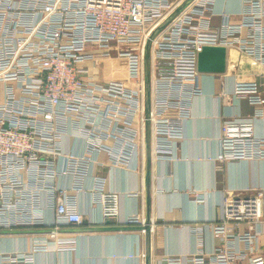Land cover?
Returning <instances> with one entry per match:
<instances>
[{
	"label": "built area",
	"instance_id": "obj_1",
	"mask_svg": "<svg viewBox=\"0 0 264 264\" xmlns=\"http://www.w3.org/2000/svg\"><path fill=\"white\" fill-rule=\"evenodd\" d=\"M185 1L0 0V229H48L59 245L64 224H97L80 209L79 193L92 194L105 223H121L120 193L106 190L101 174L90 187L85 179L93 164L131 169L135 157L145 162L150 39L152 157L168 163L177 158L190 101L203 93L206 72L198 58L205 45L236 47L264 76V0H240L237 21L222 8L217 25V0H189L173 16ZM262 83L235 79L232 91L217 95L257 106L246 117L219 118V167L264 159V134L256 125L264 119ZM70 136L82 143L81 152L65 151ZM68 175L72 186L61 182ZM247 190L227 189L221 216L193 223L196 249L186 257L166 255L160 264H264V186ZM142 222L134 212L123 223ZM205 227L218 240L211 252L203 248ZM31 249L2 255V264H34V253L49 245L37 240Z\"/></svg>",
	"mask_w": 264,
	"mask_h": 264
},
{
	"label": "crops",
	"instance_id": "obj_2",
	"mask_svg": "<svg viewBox=\"0 0 264 264\" xmlns=\"http://www.w3.org/2000/svg\"><path fill=\"white\" fill-rule=\"evenodd\" d=\"M222 8L227 10L231 20L239 19L240 0H217L212 22L215 18L220 24ZM228 52L230 61L224 72L201 75L203 93L190 101V116L184 123V137L177 146V158L168 163L152 157L150 204L146 196L147 157L144 164L135 157L131 169L106 165L98 170L97 164H93L92 173L85 179L90 187L94 174H101L106 180L105 189L120 193L121 223L115 221L114 224H123L132 213L140 212L143 222L138 225L147 223L148 230H84L106 223L101 206L93 202L92 194L79 193L80 209L97 224H64L59 229L58 235L63 238V241L58 240L59 245L48 229L35 226L0 229V264L4 254L30 253L37 240L48 244L49 250L35 252L34 264H160L166 255L186 257L197 247L193 223L220 217L227 189L244 195L249 187H263L264 159H238L225 162L222 167L215 160L219 152L216 137L219 118L246 117L257 107L245 97L223 101L217 95L224 89L232 91L235 79L262 78L261 89L264 90V76H258L246 61L249 58L236 47ZM256 125L258 133L264 134V119H258ZM82 146L73 136L64 140L65 151H77L80 147L81 152ZM58 161L61 167L62 157ZM61 182L72 186L74 178L64 176ZM42 204L43 199L39 202L41 209L46 207ZM50 216L54 217V212L50 211ZM202 238L203 248L209 252L218 243L208 227L204 228Z\"/></svg>",
	"mask_w": 264,
	"mask_h": 264
},
{
	"label": "water",
	"instance_id": "obj_3",
	"mask_svg": "<svg viewBox=\"0 0 264 264\" xmlns=\"http://www.w3.org/2000/svg\"><path fill=\"white\" fill-rule=\"evenodd\" d=\"M189 0H186L180 7L175 11L173 16L184 7ZM156 32L151 36L153 38ZM227 48L222 45H205L199 53L198 58V67L201 72H211V73H222L227 68ZM145 66H146V82H147V121L145 125V145H146V157H147V171H146V196L147 203H151V162H152V129L151 123L149 121V96L150 90L149 85L151 81V39L147 43L146 56H145ZM149 229V225H130V224H111L110 221H107L105 225H97L86 227L84 230L87 231H110V230H131V229Z\"/></svg>",
	"mask_w": 264,
	"mask_h": 264
},
{
	"label": "rangeland",
	"instance_id": "obj_4",
	"mask_svg": "<svg viewBox=\"0 0 264 264\" xmlns=\"http://www.w3.org/2000/svg\"><path fill=\"white\" fill-rule=\"evenodd\" d=\"M213 25H217L215 18L213 19Z\"/></svg>",
	"mask_w": 264,
	"mask_h": 264
},
{
	"label": "trees",
	"instance_id": "obj_5",
	"mask_svg": "<svg viewBox=\"0 0 264 264\" xmlns=\"http://www.w3.org/2000/svg\"><path fill=\"white\" fill-rule=\"evenodd\" d=\"M115 222H111V224H114Z\"/></svg>",
	"mask_w": 264,
	"mask_h": 264
}]
</instances>
